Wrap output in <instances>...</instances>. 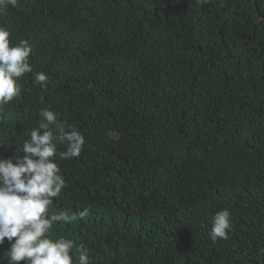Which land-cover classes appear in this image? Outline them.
Returning a JSON list of instances; mask_svg holds the SVG:
<instances>
[{
  "label": "trees",
  "instance_id": "1",
  "mask_svg": "<svg viewBox=\"0 0 264 264\" xmlns=\"http://www.w3.org/2000/svg\"><path fill=\"white\" fill-rule=\"evenodd\" d=\"M0 26L48 75L19 78L0 157L24 155L42 108L85 136L57 159L67 186L52 210L89 212L56 236L91 264H264V0H18ZM226 207L232 227L212 242Z\"/></svg>",
  "mask_w": 264,
  "mask_h": 264
},
{
  "label": "clouds",
  "instance_id": "2",
  "mask_svg": "<svg viewBox=\"0 0 264 264\" xmlns=\"http://www.w3.org/2000/svg\"><path fill=\"white\" fill-rule=\"evenodd\" d=\"M195 2L199 5L211 0ZM17 3L18 0H0V12ZM10 36L11 30L0 26V114L21 94L18 80L24 74L33 73L35 85L44 86L48 81L45 72H33L29 62L33 49L28 40L10 46ZM39 115L38 127L17 148L24 155L0 157V244L6 238L11 244L6 264H91L84 244L53 232L57 225L71 224L88 215V208L78 213L52 210L53 198L59 197L67 186L57 159L79 157L85 136L75 126L61 122L58 113L49 108H42ZM106 135L113 140L120 138L118 131L112 129ZM61 145L65 150L58 152ZM231 218L227 207L212 216L208 234L212 242L227 239Z\"/></svg>",
  "mask_w": 264,
  "mask_h": 264
}]
</instances>
